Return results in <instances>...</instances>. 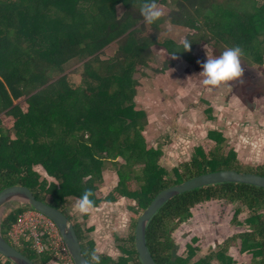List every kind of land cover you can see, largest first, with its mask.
<instances>
[{
  "label": "trees",
  "instance_id": "obj_1",
  "mask_svg": "<svg viewBox=\"0 0 264 264\" xmlns=\"http://www.w3.org/2000/svg\"><path fill=\"white\" fill-rule=\"evenodd\" d=\"M171 1L174 6L165 19L187 30L184 40L191 42L188 51H184L182 42L161 43L156 25L152 32L143 24L131 30L143 19L140 6L145 0H0V114L4 112L14 122L12 129H5L0 120V192L10 186H27L38 199L60 209L71 221L67 197L79 198L85 189H91L94 207L118 198L132 200L136 209L129 235L118 247L122 255L116 259L96 252L92 242L86 241L81 224L74 225L84 255L90 260L94 250L101 257L100 264H142L134 247V228L140 213L160 191L214 171L232 169L264 176L263 165L243 167L236 151L226 154V140L216 131L209 134L215 149L207 152L198 148L197 154L171 176L157 164L155 157L160 152L143 147L141 132L147 118L135 109L138 81L133 74L140 67H148L155 57L153 46L164 48L167 57L175 52L174 58L187 63L195 62V50L202 45L218 47L221 53L238 46L251 67L258 64L264 71V0ZM118 4L126 9L119 18L115 9ZM41 27L57 40L50 49L41 48L38 36L31 35L42 34L38 33ZM115 40L118 46L112 56L102 59L96 54ZM72 49L77 52L72 53ZM58 51L88 59L81 74L83 86H74L68 77H60ZM171 66L173 62L166 61L159 71ZM241 77L230 82L241 86L247 96L263 94L249 93L252 86L242 84ZM263 79L255 85L262 84ZM53 80L55 86L46 97L40 92L28 98L27 111L19 106L9 110L14 104L11 90L21 99ZM139 159L145 163L142 175L135 166ZM106 161L114 166L118 181L107 196L99 197L97 184L102 182L101 167ZM35 165L43 167L53 182L41 181ZM134 182L138 189L133 187ZM214 201L246 207L251 212L246 220L248 230L225 240L218 252L190 263L194 250L188 245V257L178 256L172 234L191 216L195 206ZM23 210L17 206L2 221L6 239ZM145 236L156 264H213V260L216 264H232L233 259L226 253L236 240L240 252L253 255L254 264H264V189L222 183L179 194L152 216ZM18 250L35 264L51 260L48 253ZM0 264L12 263L0 255Z\"/></svg>",
  "mask_w": 264,
  "mask_h": 264
},
{
  "label": "rangeland",
  "instance_id": "obj_2",
  "mask_svg": "<svg viewBox=\"0 0 264 264\" xmlns=\"http://www.w3.org/2000/svg\"><path fill=\"white\" fill-rule=\"evenodd\" d=\"M156 5L161 16L153 24H147L142 19L134 27L131 26V30L143 24L152 32L156 25L161 43L166 40L182 42L187 30L174 26L165 19L174 6L172 1L156 0ZM115 9L118 18L126 11L121 4L116 5ZM40 32L42 33L40 35L35 33L31 35L38 36L41 48L50 49L53 42L57 43V40L50 38L49 32L42 27L38 33ZM117 41L110 42L96 54L102 59L109 58L117 49ZM152 48L155 57H152L148 67H140L133 74L138 81L134 105L135 109L147 118V124L141 132L143 147H151L160 152V155L155 157L158 166L171 176L182 163L189 162L197 154L198 148L212 152L215 149V141L209 138V134L213 131L222 134L226 140L224 152L228 154L230 150L236 151L243 167L264 166V79L262 84L255 85L258 79L263 78L264 71L258 64L251 67L244 54L240 57L241 75L244 76L241 77L242 84L252 86L249 93L255 91L263 93L262 95L247 96L241 86L231 83L230 80L212 87L209 91L202 84L203 77L199 72L207 59L206 54L210 58H216L221 53L220 48L206 44L197 47L194 63H187L173 56L167 57L166 50L159 46ZM72 50V53L77 52ZM261 54L264 62V48ZM56 56L62 64L60 77H68L74 86H83L85 81L81 74L88 59L82 60L78 55H72L70 51H58ZM166 61L173 62V66L160 72ZM56 80L21 99L16 98V94L11 90L14 104L9 110L19 106L23 111H27L28 98L40 92L41 96L46 97L54 88ZM0 120L5 129L13 128V118L4 112L0 114ZM11 134L15 139L13 130ZM118 160L122 161L120 158ZM144 165L141 159L135 164L139 175H142ZM34 169L39 173L41 181L53 182L43 167L35 165ZM101 177L102 182L97 184L96 194L105 197L118 181L115 168L110 162L103 163ZM133 187L138 189V184L134 182ZM77 199L75 196L67 197L72 223L81 224L86 241L92 242L96 252L115 259L120 257L122 253L118 247L124 245L122 240L129 235L131 217L136 209L135 203L126 198H118L115 202H102L88 213L80 214L73 210ZM21 204L16 201L3 207L0 211V220L3 221L12 209ZM238 210L240 213L234 222ZM190 213L191 216L172 234L178 256L188 257V245L194 250L189 257L190 263L200 262L211 253L218 252L225 240L247 231L246 220L251 214L240 204L219 201L201 203ZM239 250L238 241H232L226 253L233 259L232 264H254L253 255ZM212 263L216 264V261L213 260Z\"/></svg>",
  "mask_w": 264,
  "mask_h": 264
},
{
  "label": "water",
  "instance_id": "obj_3",
  "mask_svg": "<svg viewBox=\"0 0 264 264\" xmlns=\"http://www.w3.org/2000/svg\"><path fill=\"white\" fill-rule=\"evenodd\" d=\"M222 183L248 184L264 189V176L256 173L239 172L232 169L214 171L198 175L160 191L136 220L134 247L141 263L156 264L147 248L145 234L148 222L164 203L179 194ZM16 201L43 213L53 220L61 233L74 263L85 264V261L88 259L84 255L75 226L64 212L38 199L29 187L23 185L10 186L0 192V211L3 207ZM1 224L2 221L0 220V255L12 264H35L28 256L15 248L4 237Z\"/></svg>",
  "mask_w": 264,
  "mask_h": 264
},
{
  "label": "clouds",
  "instance_id": "obj_4",
  "mask_svg": "<svg viewBox=\"0 0 264 264\" xmlns=\"http://www.w3.org/2000/svg\"><path fill=\"white\" fill-rule=\"evenodd\" d=\"M140 14L147 24H153L161 16V12L156 5V0H145L140 6ZM182 44L184 51H188L191 42L185 39L182 41ZM241 55L242 50L238 46L226 48L216 58H210L206 54L207 59L201 65L202 70L199 72L203 77L202 84L211 91L212 87L239 77L242 72L240 68ZM172 56H175V52ZM91 196V189H85L73 205V210L80 214L88 213L94 207V202L90 199ZM100 259L101 257L93 250L90 253V260H86L85 264H100ZM52 263L50 260L47 264Z\"/></svg>",
  "mask_w": 264,
  "mask_h": 264
},
{
  "label": "built area",
  "instance_id": "obj_5",
  "mask_svg": "<svg viewBox=\"0 0 264 264\" xmlns=\"http://www.w3.org/2000/svg\"><path fill=\"white\" fill-rule=\"evenodd\" d=\"M23 212L7 231V240L15 248H28L38 255L48 253L51 262L74 264L57 225L43 213L21 204Z\"/></svg>",
  "mask_w": 264,
  "mask_h": 264
}]
</instances>
